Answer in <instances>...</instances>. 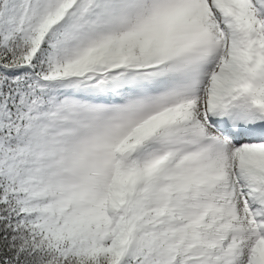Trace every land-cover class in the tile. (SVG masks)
I'll list each match as a JSON object with an SVG mask.
<instances>
[{
	"label": "snow or ice",
	"instance_id": "snow-or-ice-1",
	"mask_svg": "<svg viewBox=\"0 0 264 264\" xmlns=\"http://www.w3.org/2000/svg\"><path fill=\"white\" fill-rule=\"evenodd\" d=\"M0 264H264V0H0Z\"/></svg>",
	"mask_w": 264,
	"mask_h": 264
}]
</instances>
